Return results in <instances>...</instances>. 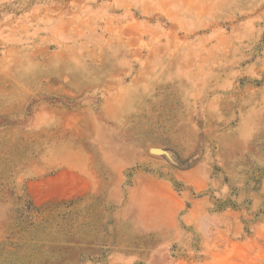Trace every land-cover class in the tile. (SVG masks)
I'll list each match as a JSON object with an SVG mask.
<instances>
[{"label":"rangeland","instance_id":"1","mask_svg":"<svg viewBox=\"0 0 264 264\" xmlns=\"http://www.w3.org/2000/svg\"><path fill=\"white\" fill-rule=\"evenodd\" d=\"M0 264H264V0H0Z\"/></svg>","mask_w":264,"mask_h":264}]
</instances>
